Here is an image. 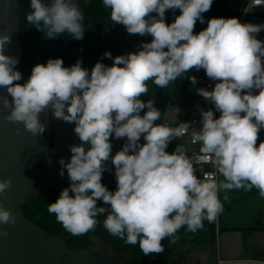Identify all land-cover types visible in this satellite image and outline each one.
<instances>
[{
	"label": "clouds",
	"instance_id": "clouds-1",
	"mask_svg": "<svg viewBox=\"0 0 264 264\" xmlns=\"http://www.w3.org/2000/svg\"><path fill=\"white\" fill-rule=\"evenodd\" d=\"M252 2L264 5V0ZM102 3L111 9L114 24H122L129 34L151 35V42L142 43L135 53L114 58L105 52L113 64L97 62L90 71L81 60L64 67L62 59H49L46 65L36 64L30 77L18 83L22 79L16 69L19 60L4 54L11 35L0 28V87L8 93L0 102L10 110L6 119L22 123L34 137L46 130V121L41 120L46 110L53 118L75 124L81 143L70 147L67 163L59 160L60 175L66 169L71 183L47 208L65 231L72 236L95 232L100 224L97 217L106 213L102 225L111 236L128 245L139 244L145 255L159 254L164 251L162 241L169 238L176 243L182 227L196 233L205 220H217L223 212L220 190L256 188L264 199V141L257 146L264 129V41L257 35L264 24L211 18L204 30L194 34L197 20L204 23L202 13L210 10L213 0ZM30 8L26 21L48 38L65 33L83 38L85 16L77 0H30ZM176 9L181 14L166 23V10ZM193 68L203 69L217 81L211 91L199 88L197 93L220 113L216 118L213 110H201L202 126L192 132L193 143L201 145L195 162H211L224 182L198 178L193 159L184 151L167 152L169 142L190 125L156 124L161 112L154 101L140 99L149 91L148 81L166 88ZM189 79L197 83L195 76ZM113 134L127 140L111 156ZM142 136L144 144L139 143ZM85 144H90L87 150ZM109 160L115 167L114 192L101 182ZM11 188V179H0V195ZM98 201L110 208L98 207ZM15 223L12 211L0 205V225ZM218 264L228 262L219 260Z\"/></svg>",
	"mask_w": 264,
	"mask_h": 264
},
{
	"label": "water",
	"instance_id": "water-1",
	"mask_svg": "<svg viewBox=\"0 0 264 264\" xmlns=\"http://www.w3.org/2000/svg\"><path fill=\"white\" fill-rule=\"evenodd\" d=\"M111 23L110 20L106 29ZM105 31L102 35L103 42ZM2 90L5 92L6 88L3 87ZM140 115H144L142 111ZM66 127L71 131L62 134L57 156L47 158L41 172L38 173L33 168H26L29 156L21 161L28 136L20 123H12L2 115V103L0 102V179H11L12 181V188L0 195V205L5 209H10L16 217L15 224L0 225V232L7 233L0 235V264H103V257L99 255L102 246L98 239H92L94 243L92 246L82 249L72 248L67 239L46 232L28 219L22 209L23 204L32 196L38 195L40 191L57 189L64 184L71 183L66 169L65 174L60 175L59 160L63 158L65 163L70 160L72 145L68 146V142L79 145L81 141L74 132V123L67 122ZM126 140V137L116 139L114 134L110 137L111 156L122 149ZM142 140H144L143 136L140 141ZM84 146L86 150L90 147L89 144ZM177 149L184 151L181 146ZM110 164L111 160L106 162V169Z\"/></svg>",
	"mask_w": 264,
	"mask_h": 264
},
{
	"label": "trees",
	"instance_id": "trees-1",
	"mask_svg": "<svg viewBox=\"0 0 264 264\" xmlns=\"http://www.w3.org/2000/svg\"><path fill=\"white\" fill-rule=\"evenodd\" d=\"M24 2L26 3L25 0ZM46 2L50 3L51 0H46ZM77 2L85 16V19L83 21V24L85 25V33L83 38L80 40L67 35L70 46H72L73 48L85 45L101 46L102 31L105 27H107L109 21L111 20L110 9H107L103 6L102 0H77ZM26 6H28V11L31 10L30 0L29 5L27 4ZM180 14L181 13L179 9L166 10L165 22L171 24L172 22H174L175 17ZM99 15H103V18H101ZM153 15H155V13H153ZM240 15L241 12H232L229 10L227 0H213V4L210 10L202 13V16L204 17V23H201L199 20H197L194 26V34H198L200 31L204 30L207 27L208 20H210L211 18L238 19ZM254 18L258 24H264V10L249 15L248 19L252 24H256L255 21H252V19ZM101 19L102 21H100ZM99 21L101 23H99ZM260 34L264 41V30H262ZM131 35L133 34H129L122 24H114L112 22L105 31V46L103 49H88L81 52L76 57L82 61H88L89 64H91V68H89L90 70L97 62H101L106 66H109L111 63H113L112 58L121 55V52L124 48V40ZM142 37L146 42H151L152 40L151 35H144ZM105 52H110L112 58L104 56ZM203 74H205V71L203 69L197 71L195 68H193L183 76L179 77L178 85L174 89V99L182 98L186 94V92L193 86L189 77L195 76L198 79ZM157 124H162V121ZM262 141H264V129H261L259 132V139L257 141V144ZM166 151L169 153L176 151V138H173V140L169 142ZM101 182L108 188L109 191L114 192L116 190L117 182L115 177L114 165H112L109 170L103 174ZM60 193H56L54 191L40 192L38 195L32 196L23 204L22 209L25 216L33 221L36 225L40 226L46 232L59 235L64 239H67L69 246L72 248L82 249L90 243L91 237L96 236L102 239L104 246L112 251V253H114L117 258L122 259L127 257L128 264H168V257L170 255L169 238H165L162 241V245L164 248L163 252L159 254L152 253L149 255H145L140 250L139 244H125L124 240L118 237L111 236L103 228L102 221L106 218V213L97 217V219L100 221V224H98L95 232H89L88 234L83 236H72L63 229L61 224L56 221L55 215L50 214L47 211L48 205L55 202L58 199ZM250 196H260L259 191L256 188H252ZM97 205L98 207L104 206L110 208V206L104 205L102 201H98ZM203 223V229L197 231L196 233L187 231L185 226L182 227L177 234L207 233L215 235L217 231V220L211 223L205 220Z\"/></svg>",
	"mask_w": 264,
	"mask_h": 264
},
{
	"label": "flooded vegetation",
	"instance_id": "flooded-vegetation-1",
	"mask_svg": "<svg viewBox=\"0 0 264 264\" xmlns=\"http://www.w3.org/2000/svg\"><path fill=\"white\" fill-rule=\"evenodd\" d=\"M25 1L26 3L24 0H0V28L4 27L6 34L11 35L10 43L5 45L4 54L16 57L19 60V63L16 65V69L21 72L22 79L18 83H24L30 77L31 70L36 64L46 65L49 59L60 58L64 62V67H70L74 65L77 60H80L76 56L81 52L88 49L104 48L105 41L103 42L102 35L106 27L101 34V46L85 45L73 48L69 44V39L67 38L68 34L66 33L61 34L56 38H48L44 32L36 29L33 25L26 21V14L31 10L28 11V6H26L27 4L29 5V0ZM99 16L103 18V15ZM100 21H102V19ZM100 21L99 23H101ZM81 48L84 49L77 51ZM112 64L113 63H111L109 66ZM90 66L91 64H89L88 61H82V67L87 68L89 71V68H91ZM178 80L179 78L173 81L166 88H161L151 81L147 82L149 91L146 94H142L140 99L145 103L148 100L154 101V106L161 112L160 119L155 121L156 124L163 121L165 110L168 104L174 99V89L178 85ZM2 89L3 87L0 89V98L8 95L7 90L3 92ZM8 98L11 100L10 96ZM9 111L10 110L4 108L2 104V115L7 117ZM146 111V108L142 110L143 114ZM41 120L42 122L46 121L47 126L45 132L37 137H34L31 133L27 132L24 128V125L20 123L26 135L28 136L27 145L22 154L21 161H24L26 157L29 156L26 163V168H33L38 173L41 172V168L44 166V162L47 158L57 156L58 148L61 144L62 134L64 132L71 131L66 127L67 122L53 118L52 114L47 110L41 117ZM144 143H146L145 140L140 141V144ZM74 144V142H68V146ZM111 166L112 163L108 166L105 172H107ZM69 185L70 183L64 184L57 189H51L44 192L54 191L56 193H60L64 188L69 187ZM92 239H98L101 243L102 251L99 255L103 257V264H113V255L115 257L116 255L104 246L101 238L96 236L91 237L90 243L86 247L94 245ZM116 259L117 258H115V260Z\"/></svg>",
	"mask_w": 264,
	"mask_h": 264
},
{
	"label": "crops",
	"instance_id": "crops-1",
	"mask_svg": "<svg viewBox=\"0 0 264 264\" xmlns=\"http://www.w3.org/2000/svg\"><path fill=\"white\" fill-rule=\"evenodd\" d=\"M235 192L221 191L223 215L217 218L215 235L177 234L176 243L169 241L168 264L264 261V199Z\"/></svg>",
	"mask_w": 264,
	"mask_h": 264
},
{
	"label": "built area",
	"instance_id": "built-area-1",
	"mask_svg": "<svg viewBox=\"0 0 264 264\" xmlns=\"http://www.w3.org/2000/svg\"><path fill=\"white\" fill-rule=\"evenodd\" d=\"M243 11L238 20L241 23H251L248 19L250 14L257 13L264 10V5L255 6L252 0L243 1ZM257 39L263 41L261 34L257 35ZM215 83L210 79L206 73L197 79V83L193 85L186 94L180 99H173L171 107L176 119L172 122L173 128H178L181 123H187L190 126L185 129L181 137L176 138V150L178 147H183L184 152L193 159V166L195 175L200 179L216 180L221 182V175L216 171L215 166L211 162H195V156L199 154L201 145L193 143L192 132L193 129L198 130L202 125L201 110H213L216 118H219L220 113L215 111L214 105L197 93V89L206 88L211 91ZM219 199L221 200V190L219 192Z\"/></svg>",
	"mask_w": 264,
	"mask_h": 264
},
{
	"label": "rangeland",
	"instance_id": "rangeland-1",
	"mask_svg": "<svg viewBox=\"0 0 264 264\" xmlns=\"http://www.w3.org/2000/svg\"><path fill=\"white\" fill-rule=\"evenodd\" d=\"M243 1L244 0H227L228 2V8L230 11L232 12H242L243 11ZM252 21H255L256 24L257 21L254 19H252ZM146 41L144 40V38L142 36H140L139 34H133L127 38H125L124 40V48L121 52V55H127L128 53H135L137 52L138 50H140V45L142 43H145ZM171 103L172 101L168 104L166 110H165V114H164V118H163V121H162V124L163 125H166L168 127H171L173 128V125H172V122L176 119V117L174 116V112H173V109L171 107ZM259 145V143L257 144V146ZM221 182H224V178L223 176H221ZM221 191H225L227 192L228 190H221ZM235 193L237 194H243V195H251V191H247L243 188L241 189H235ZM228 195V198H230V195ZM221 215H223V212L218 216V218H221ZM115 257L113 255V258H112V262H114L113 264H128V258L125 257V258H117L115 260ZM114 259V260H113ZM213 264H218V262L214 261Z\"/></svg>",
	"mask_w": 264,
	"mask_h": 264
}]
</instances>
